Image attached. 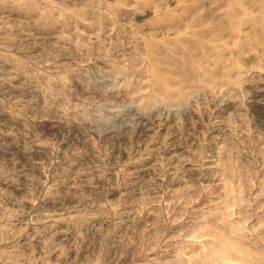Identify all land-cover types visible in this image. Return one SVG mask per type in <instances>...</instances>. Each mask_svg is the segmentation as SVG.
<instances>
[{"label": "rangeland", "instance_id": "374dc122", "mask_svg": "<svg viewBox=\"0 0 264 264\" xmlns=\"http://www.w3.org/2000/svg\"><path fill=\"white\" fill-rule=\"evenodd\" d=\"M0 264H264V0H0Z\"/></svg>", "mask_w": 264, "mask_h": 264}]
</instances>
